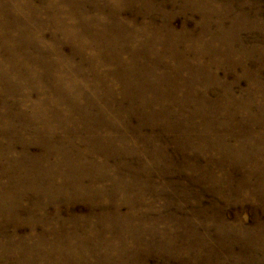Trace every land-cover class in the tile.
<instances>
[{
	"label": "rangeland",
	"instance_id": "374dc122",
	"mask_svg": "<svg viewBox=\"0 0 264 264\" xmlns=\"http://www.w3.org/2000/svg\"><path fill=\"white\" fill-rule=\"evenodd\" d=\"M0 264H264V0H0Z\"/></svg>",
	"mask_w": 264,
	"mask_h": 264
}]
</instances>
